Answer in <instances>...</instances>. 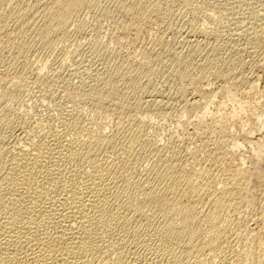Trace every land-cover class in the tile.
<instances>
[{
  "label": "bare ground",
  "instance_id": "obj_1",
  "mask_svg": "<svg viewBox=\"0 0 264 264\" xmlns=\"http://www.w3.org/2000/svg\"><path fill=\"white\" fill-rule=\"evenodd\" d=\"M99 1L101 2V0H0V43L2 39L7 40L3 37L8 33L10 27L16 28L17 31L14 32L17 33V40L22 44L25 43V38L32 34L27 33L30 27H33L34 30L32 28L31 30L35 31L33 32L35 35L32 37L43 42H49L51 37L56 34L65 36L68 31L67 24L69 22L71 24V20L77 16L79 18L83 10L93 7ZM115 1L114 8L117 7L119 14L121 12L123 15H130L137 21L140 20L139 23L150 17L148 16L151 14V12L148 13L150 9L160 11L157 1L154 3H149V0ZM180 15L182 17L181 13ZM152 17L154 16L152 15ZM129 18L126 20L128 21ZM160 18L162 17L160 16ZM177 18L179 19V17ZM73 21L75 22V20ZM137 21L135 20L136 23H134L136 26L131 25L132 27H130H134L133 30L136 34L140 28ZM123 24L118 25L120 32H128L130 25L127 24H131V20L130 23ZM200 29L194 28L191 33L199 34L205 31ZM12 31L10 34L13 33ZM26 34L29 35L26 36ZM204 35L206 34L204 33ZM32 40H29V43ZM142 57L146 60L150 58L146 54ZM208 58L203 60L202 66L199 64L201 66L198 69L199 73L195 75L192 73L195 93L187 102L189 108L195 111L201 105L200 101L205 100V98H201V95L207 96L208 104L205 103L202 108V115L198 116L201 119L198 120V123L205 124L207 120L202 116H206V114L208 116L210 113V116L211 114L215 115L210 119V124L213 127L223 124V113L219 109H216L214 113L210 111L209 104L215 102L217 95H213L211 92L207 95L202 82L207 79L205 77L208 73L215 74V77L216 75L217 77L231 75L229 67L231 71L241 66L242 60L236 58L230 63H225L229 66L228 73H226L227 71L223 72L220 64L218 66L213 59ZM142 66L136 63V65H128L127 68L116 67L105 76L100 77L102 85L107 90H113L117 77L127 78L133 85L139 75L145 72ZM256 84V82L248 83L247 93L254 92L255 90L252 89H256ZM233 85L235 86V84ZM231 86L230 89L233 88ZM230 92H232V96L237 94L236 90ZM224 104L226 105V103ZM255 120L260 122L259 125L256 124V126L258 125L255 126L256 128L253 126L255 129L243 130L244 126L241 125L243 126L242 130L245 131L242 134L243 141L252 150L247 156L248 160L254 161L255 158H260L264 163V135L262 133L255 134L264 128V121L260 117ZM73 124L75 128L78 127L77 121L73 120ZM115 128L110 133L101 131V129L94 132L87 131L91 140L85 138L82 142L80 138V141L71 137L66 140L65 132L61 131L64 133L63 139L62 134L59 135L61 132L51 134L47 132L48 135L41 136L43 138H39V142L33 141L31 146L28 144L30 142L27 144L25 142L24 145L30 146L28 148L19 145L20 148L16 144L19 149L13 150L11 147L14 146H11L12 150H10L5 145H3L5 148H2L1 144L0 264H242L244 257L246 261L249 260L250 249L248 251L245 242L242 243L243 240L233 242L239 236L241 239L242 233L236 232L232 238L231 233L227 234L222 224L223 218L221 219L222 213L228 209V203H236L238 206L245 199L244 194L246 193L256 200L255 202L261 210L264 209L262 203L264 178L258 175V186L254 187L255 189L243 186L242 183L245 185L247 182L249 183L248 178H250L252 170L249 172L250 166L244 168L245 157H242V154H237V151L234 152L233 148H236L237 145L229 147L225 146L222 140H213L211 142L213 146L209 144L212 146L210 147L201 140L202 143L193 151V154L191 155L189 152L190 156L183 154L182 148H180L182 152L178 147L179 150L175 149L176 146L173 150L171 149L172 152L168 155L169 151H161L168 146L161 147V152L157 148L158 155L154 156L153 160L151 149H148L151 155L149 157L152 160L150 166L148 165L149 167L143 173L137 172L139 174L137 177L134 176L135 178L130 179L128 174L126 175L128 178L125 177L124 171L126 166L128 169L129 167L134 168V165L133 167L130 165L132 151L129 149L130 145L128 148L126 142L124 143L126 145L123 144V139L126 137L127 139L124 140H128L129 135L128 137L125 135L126 128H124L125 132L122 130L123 127ZM137 128L135 130L133 128L130 134L132 139L135 137V140L138 138L137 135L143 132L142 128L139 127V130ZM149 144H147L148 148ZM144 145L146 146V143ZM152 146L151 148L155 147ZM172 146L174 147V145ZM108 149L111 154L118 153L119 161H112L115 160L116 154L114 157L112 156V159L108 157L110 160L105 157L106 160H103V155L108 154L106 153ZM201 153L209 159V162L215 161V159L217 162V158L222 159L223 164H220V169L225 173H223L222 179L212 178L213 174L212 177H209L212 180L207 181V184H209V188L213 187L211 192H209L210 190L202 192V188L196 187L191 180L194 172L192 173L190 164L195 163V160L202 155ZM253 171L255 172V170ZM216 184H221V187L217 188ZM249 186L252 187V185ZM207 195L208 198L205 199ZM204 206L208 208L205 209ZM240 206L244 205L240 204ZM261 214L264 215L263 212ZM263 215L256 217L252 226L246 225L249 237L258 240L259 249H261L258 259L251 260V258L247 264H264ZM132 222H135L136 224H134L139 229L133 228L131 231L129 224L133 225ZM143 228L145 232L139 233L138 231ZM223 239L228 241L226 246L221 245ZM254 239L252 240L254 241ZM192 256L195 257L194 260H191Z\"/></svg>",
  "mask_w": 264,
  "mask_h": 264
},
{
  "label": "rangeland",
  "instance_id": "obj_2",
  "mask_svg": "<svg viewBox=\"0 0 264 264\" xmlns=\"http://www.w3.org/2000/svg\"><path fill=\"white\" fill-rule=\"evenodd\" d=\"M156 1L159 3L160 11L150 9L148 13L151 12V14L148 16L151 18L146 19L149 21L145 20L139 23L140 20L137 21L130 15H123L121 12L120 15L117 7L114 8L115 0H101L93 7L83 10L79 18L77 16L73 19L75 22L71 20V24L70 22L67 24L68 31L65 36L53 35L49 42L32 37L35 35L33 34L35 31H33V27H30L27 33L32 34H26V36L29 35L26 37L28 40L24 37L26 44H22L17 40V33L14 32L17 31L16 28H8V33L3 37L7 40L2 39L1 43L3 44L0 43V132L2 133L0 138H3L0 139V147L2 144V148L14 146L11 147L13 150L19 149L20 146L28 148L33 141L39 142L45 137L47 132L51 134L61 131L65 134L61 132L59 135L64 134L66 140L71 137L82 142L85 138L90 139V135H87L88 132L101 129V131L110 133L117 126L123 127V131L126 128L125 135L130 137L126 141L125 137L123 144L126 142L127 145H124H130V148L128 146L132 151L130 165L132 167L134 165L133 169L130 167L128 169V166L125 165L124 175L132 179L150 166L154 156L158 155L157 148L160 151L161 147L168 146L161 151H169L168 155H170L176 146L175 149L177 147L183 149V154L190 152L192 155L202 141L212 147L213 140H222L225 146L237 145L236 148H233L234 152L242 154L246 161L243 165L244 168L250 166L249 172L252 170L250 178L247 177L250 184L242 183L243 186H248L249 189L257 187L259 176L264 178L263 159L248 160L247 156L252 150L243 141L242 134L245 132L244 129L252 130L260 124L255 120L256 118L260 117L264 121V0H149L148 2ZM121 17L125 18L124 20L130 18L128 21H124ZM130 20L131 24H127L130 23ZM135 20L140 26L139 28L137 25L139 30L137 28L138 31H136L140 33H137L138 35L133 30L134 27L130 28L135 25ZM123 23L130 25L128 32H120L118 25H124ZM194 28H201L200 30L206 32L192 34ZM10 30L15 35L10 34ZM136 35L137 37H135ZM31 39L33 42L29 43ZM144 54L151 59L148 58V61L144 59L142 57ZM206 58L213 59L216 65L222 66L223 72L227 71L226 73H228L229 66L225 63H230L236 58L242 60L241 66L231 71L229 67L231 75L224 77L216 75L215 77V74L208 73L205 77L207 79L204 78L205 80L202 82L207 95L210 92L217 95L215 102L209 104L210 111L214 113L216 109H219L223 113V124L213 127L210 124L213 114L210 116V113L208 116L207 114L202 116L207 120L205 124L198 123V120L201 119L199 117L202 115V108L205 103L208 104L207 96L201 95V98H205V100L200 101V108L198 107L195 111L189 108L187 102L195 93V86L192 83L193 76L199 73L198 69L207 60ZM140 59L142 60L140 61ZM136 63L139 66L143 65L145 72L139 75L135 84L132 85L127 78L117 77L113 90H107L102 85L100 77L105 76L116 67L127 68L128 65H136ZM250 82L257 83L256 89H252L255 90L254 92L247 93L246 86ZM234 89L237 91L236 96H232L233 94L230 92L235 91ZM73 120L77 121V128L73 126ZM249 121L251 125L255 122V125H249ZM256 124L258 125L256 126ZM130 127L132 128L130 129ZM139 127L143 129V132L137 135L136 140L132 136L133 141L130 136L132 129L139 130ZM257 133L264 135V128L255 134ZM5 134L7 135L4 137ZM62 135L63 139L64 135ZM24 143L29 145H24ZM143 143H146V146ZM147 144H149V148ZM152 144L154 145L152 146ZM151 146L155 147L151 148ZM11 148L10 150H12ZM148 149H151L152 156ZM182 149H180L181 152ZM107 151L108 154H102L103 160L108 157L112 159L116 154L115 160L112 161H119L118 153L111 154L110 149ZM149 156L153 157L152 160ZM215 161L212 160L210 163L209 159L202 154L199 159L195 160V163L190 164L192 173L195 171L197 173H191L193 175L192 183L196 187L202 188V192L213 190L211 184L209 188L207 181L210 182L214 177L222 179L224 176L225 171L220 169L223 164L222 159L217 158V162ZM214 165L215 167H213ZM198 173L201 174L198 175ZM209 177H212L211 180ZM216 187L220 188L221 184H216ZM248 194H244L243 201L246 205L242 204L243 201L240 203L245 207L240 204L236 206V203L230 202L227 206L229 210L226 209L222 213L221 219L223 218L222 224L227 234L231 233V237L236 232L242 233L241 239L239 236L233 242L243 240L242 243L245 242L248 251L250 249L248 259L256 260L261 253L259 241L249 237L250 234L247 233L246 227L252 226L256 217L263 215L261 212L264 213V209L261 210L256 204V200ZM207 198L208 195L205 196V199ZM262 203L264 204V198ZM204 208L208 207L204 206ZM132 223L133 225L129 224L130 230L137 228L136 223ZM138 232L144 233L145 230L143 228ZM227 244L228 241L223 239L221 245L226 246ZM192 257L191 260H194L195 257ZM248 261L244 257L242 264H247Z\"/></svg>",
  "mask_w": 264,
  "mask_h": 264
}]
</instances>
